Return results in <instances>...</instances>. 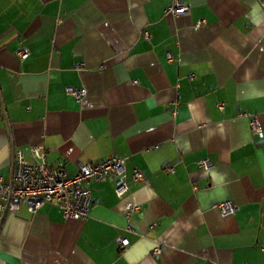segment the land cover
<instances>
[{
    "label": "crops",
    "instance_id": "obj_1",
    "mask_svg": "<svg viewBox=\"0 0 264 264\" xmlns=\"http://www.w3.org/2000/svg\"><path fill=\"white\" fill-rule=\"evenodd\" d=\"M172 1L0 0V186L37 146L69 176L125 158L129 185L93 182L87 220L0 214V264H264V0Z\"/></svg>",
    "mask_w": 264,
    "mask_h": 264
},
{
    "label": "built area",
    "instance_id": "obj_2",
    "mask_svg": "<svg viewBox=\"0 0 264 264\" xmlns=\"http://www.w3.org/2000/svg\"><path fill=\"white\" fill-rule=\"evenodd\" d=\"M190 7L186 0H173L166 9V16H180L189 14ZM203 22L199 23L200 27ZM149 38V35L147 34ZM22 59L29 56L27 49L19 51ZM169 59L173 60L172 55ZM74 92V91H72ZM77 93V92H75ZM252 130L255 135L262 137V128L258 119L252 121ZM31 154L39 161L34 165L28 162L27 152L18 150L14 155V180L10 184L0 186V214L7 210L19 211L22 204H26L31 213H37L46 204H57L66 220H87L93 207V182L105 181L108 177L116 178V194L124 197L129 192L126 180L127 159L111 157L105 161L81 165L75 176H69L63 162L57 167L50 168L47 164L46 151L42 146L34 147ZM201 167L209 169V160L200 163ZM174 171L173 168H169ZM144 175L136 171L134 181H143ZM218 209L225 216L233 215L238 210L234 202L221 203ZM0 215V219H1ZM120 246L126 249L129 246L127 239H120ZM159 251H155L158 254Z\"/></svg>",
    "mask_w": 264,
    "mask_h": 264
}]
</instances>
